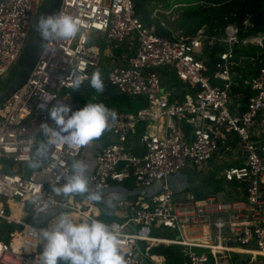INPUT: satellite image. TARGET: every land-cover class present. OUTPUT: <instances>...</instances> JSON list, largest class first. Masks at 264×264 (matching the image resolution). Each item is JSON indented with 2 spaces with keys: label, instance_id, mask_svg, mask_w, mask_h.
<instances>
[{
  "label": "built area",
  "instance_id": "2783aa9c",
  "mask_svg": "<svg viewBox=\"0 0 264 264\" xmlns=\"http://www.w3.org/2000/svg\"><path fill=\"white\" fill-rule=\"evenodd\" d=\"M42 3L0 0V94L18 71ZM59 12L72 16L80 31L52 41L26 81L0 105V236L3 226L11 225L4 233L9 242L0 238V264H41L43 245L31 247L30 228H49L61 213L102 220L96 216L101 203L58 197L50 189V180L71 174L86 146L57 145L52 160L59 167L50 162L34 171L14 167L27 165L40 125L53 123L47 109L57 102L74 107L73 73L81 88L97 69L117 93L147 103L135 113L109 108L117 119L102 134L107 144L96 142L88 174L91 189L104 194L115 183L133 182L125 187L132 199L120 196L115 202L124 217L103 220L120 234L125 264H164V257L156 262L151 254L159 245L178 246L183 264H232L234 254L253 262L264 258V67L248 83L253 95L246 109L233 92L236 47H263L264 36L240 39L234 24L220 37H209L204 29L194 36H164L140 19L133 0H61ZM217 44L224 49L210 74L207 51ZM173 76L190 91L180 95L169 88ZM140 123L145 132L137 142ZM227 153L232 158L225 159ZM210 163L220 165L225 192L199 197L184 172L205 170ZM13 205L20 208L19 220L12 217ZM41 206L48 216L22 219L35 217Z\"/></svg>",
  "mask_w": 264,
  "mask_h": 264
},
{
  "label": "clouds",
  "instance_id": "9594fccd",
  "mask_svg": "<svg viewBox=\"0 0 264 264\" xmlns=\"http://www.w3.org/2000/svg\"><path fill=\"white\" fill-rule=\"evenodd\" d=\"M33 29L42 41L40 53L49 51L52 41L69 40L80 31L76 20L59 12L55 15H40L33 24ZM89 86L98 94L105 91L102 73L97 69L89 80ZM82 84L79 76L73 73L74 89L78 90ZM52 124L44 122L38 133L43 137L35 145V151L27 161V167L32 170L40 169L43 162H50L59 167L52 160V152L57 145H67L71 148H81L100 138L108 129L111 121L117 119V113L103 103H87L80 109L73 111L64 102H57L47 109ZM61 180L64 182L61 183ZM50 189L58 197L78 195L91 203L104 202L101 190L93 191L88 178V165L80 160L71 164V174L56 176L50 180ZM107 207L113 209L112 200L107 201ZM47 215L45 206H41L34 219ZM101 213L97 211L96 216ZM72 213H61L53 218L49 228L37 230L30 228L34 243L33 249L43 245L40 253L41 264H125V253L120 245V234L113 226L100 219L87 220Z\"/></svg>",
  "mask_w": 264,
  "mask_h": 264
},
{
  "label": "trees",
  "instance_id": "16d2710c",
  "mask_svg": "<svg viewBox=\"0 0 264 264\" xmlns=\"http://www.w3.org/2000/svg\"><path fill=\"white\" fill-rule=\"evenodd\" d=\"M135 4V12L140 19L146 25H155L158 32L164 36H171V33L161 25L158 19H152L151 14L154 9L153 0H133ZM187 6V9L183 12V17L179 21V29L183 30L184 35L193 36L196 32L202 28H205V34L207 36L220 37L224 34V30L228 25H236L239 28V38L244 39L246 37L262 34L264 36V0H192ZM224 49L223 45L217 44L213 49L208 50L209 61L207 63L209 67V73L214 70L216 62L219 60L218 53ZM238 65L234 67L233 81L235 83L233 92L235 96L242 98L244 103V109L249 101V98L253 95L250 85L248 84L253 77L258 74L259 69L264 67V42L263 47L257 45L245 46L238 45L235 49ZM168 87L174 92L178 91L180 95H183L190 91L189 87L182 83L176 76H173L172 80L168 83ZM116 89L105 83V91L103 94H98L89 84L73 91L74 95V107L73 111L84 108L87 103H103L108 108H116L120 111L129 113H135L141 108L146 106V101L143 97H131L124 94H119ZM145 132V125L140 123L137 125V132L134 136L135 141H139V138ZM43 139L42 137L37 140ZM34 145V146H35ZM35 147H33V152ZM137 154H141L142 150L135 149ZM241 165V164H239ZM29 171H34L30 169ZM126 187L131 189L133 182L126 180L123 182ZM196 195L200 197V192H196ZM101 219L107 223H110L114 218H111L107 212L101 214ZM30 221V218H27ZM19 229H22L21 225H14ZM4 230H1L0 238L6 242H9L10 237L4 233L11 230V225H4ZM165 237H174L170 233L163 234ZM153 256L164 257L165 264H183L184 258L180 253L179 247L176 245H159L151 249ZM241 254H234L232 258V264L239 260ZM264 259V258H263ZM254 264H264V261L260 259ZM150 264H153L149 261ZM250 257L243 260L240 264H249ZM59 264H64L60 261Z\"/></svg>",
  "mask_w": 264,
  "mask_h": 264
},
{
  "label": "rangeland",
  "instance_id": "374dc122",
  "mask_svg": "<svg viewBox=\"0 0 264 264\" xmlns=\"http://www.w3.org/2000/svg\"><path fill=\"white\" fill-rule=\"evenodd\" d=\"M191 1L192 0H153L152 2L154 4V9L152 11L151 18L152 19L153 18L158 19L162 25L164 24L163 27L166 28L171 33V35L179 36V37L185 36L183 33V30L179 29V24H180L179 21L183 17L184 10L187 9V6L190 5V4H184V3H189ZM202 29L205 30V28H202ZM202 29H200V30H202ZM14 76H15V74H14ZM237 101L238 100L235 97L233 99V102L236 104ZM102 137H104V135H102L100 138L102 139ZM40 138H41V136H37V140ZM100 138H98V139H100ZM98 139L94 140L92 143H90L89 145L86 146V149L83 153V156H85L88 153V151H90V152L94 151V148L96 147V142ZM232 156H233V154L227 153V154H225V159H230V158H232ZM239 162L240 161H235V163H239ZM14 167L16 169V172H19L23 169L26 171L30 170L27 167V165H24V164H15ZM220 172H221V168H220L219 164L210 163L205 168V170L204 169H195L193 173L190 170H185L184 173L188 176L189 183H190L192 189H195V188H196L195 190L206 189L203 186L205 183L204 181H207V184H208L209 188L212 189V191H222L223 190L225 192V188H224L225 184L222 182V180L220 178ZM196 181H198L199 185L196 184ZM27 218L32 219L34 217L32 214H27L22 219L27 220ZM15 225H17V224H15ZM43 225H47L46 222H44ZM15 227L17 229H19L17 226H15ZM241 255L242 256L239 257V260L237 262H235L234 264H240V263H242L243 260H246V258H248V256L245 254H241ZM260 259H262L264 261L263 258H260ZM260 259L258 261H261ZM258 261L253 262L250 259L249 264H254ZM164 264H165V261H164Z\"/></svg>",
  "mask_w": 264,
  "mask_h": 264
},
{
  "label": "water",
  "instance_id": "95a60500",
  "mask_svg": "<svg viewBox=\"0 0 264 264\" xmlns=\"http://www.w3.org/2000/svg\"><path fill=\"white\" fill-rule=\"evenodd\" d=\"M60 3L61 0H43L42 9L39 16L57 14ZM41 44L42 41L39 37V34L33 30L32 39L26 46V50L18 66V71L16 72L13 80L5 87L2 94H0V105L8 98L11 93L15 92L26 81L30 70L35 65L40 54Z\"/></svg>",
  "mask_w": 264,
  "mask_h": 264
},
{
  "label": "crops",
  "instance_id": "0c3cea01",
  "mask_svg": "<svg viewBox=\"0 0 264 264\" xmlns=\"http://www.w3.org/2000/svg\"><path fill=\"white\" fill-rule=\"evenodd\" d=\"M104 137H102V139H98L97 142L100 144V145H106L107 142L103 139ZM98 145V144H97ZM87 153V152H86ZM85 155V154H84ZM80 161H83L84 163H86L88 165V174L92 171L93 167H94V154H93V151L90 152L88 151V153L82 157V159ZM234 164V163H232ZM204 186L206 189H203V190H195V189H192L195 193L198 191L201 193L203 192H209V191H212L211 188H209L208 184H207V181H204ZM196 184H198V181H196ZM124 184H119V183H115L113 188L108 192V194H104V202L101 203V211L102 213L103 212H107V214H109V216L111 218H114V219H119V218H122L124 217L123 213L120 212V211H117L115 210L114 208L113 209H109L107 207V201L108 200H112L115 204L116 200L120 197V196H125V198L128 199V201H130L132 199L131 196L127 195L128 194V189L125 188L126 186H123ZM160 257V256H158ZM161 260L163 259V257H160Z\"/></svg>",
  "mask_w": 264,
  "mask_h": 264
},
{
  "label": "bare ground",
  "instance_id": "6f19581e",
  "mask_svg": "<svg viewBox=\"0 0 264 264\" xmlns=\"http://www.w3.org/2000/svg\"><path fill=\"white\" fill-rule=\"evenodd\" d=\"M12 212H13V213H12V217H13L14 219H16V220H19L20 217H21L20 208H19L18 206L13 205V206H12ZM51 224H52V223H51ZM154 260H155L156 262H161L160 257H157V256H155Z\"/></svg>",
  "mask_w": 264,
  "mask_h": 264
}]
</instances>
